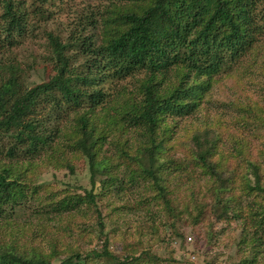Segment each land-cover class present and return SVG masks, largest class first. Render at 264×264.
Segmentation results:
<instances>
[{"label":"trees","instance_id":"16d2710c","mask_svg":"<svg viewBox=\"0 0 264 264\" xmlns=\"http://www.w3.org/2000/svg\"><path fill=\"white\" fill-rule=\"evenodd\" d=\"M82 3L0 0V264H158L142 246L145 233L127 225L136 213L135 225L145 220L153 233L155 214L141 218L125 203L105 214L102 206L106 196L121 202L139 185L161 203L167 229L184 217L199 224L204 205L170 183L193 165L208 177L214 221L241 225L233 262L264 264V157L247 155L228 127L196 130L183 161L167 146L177 126L170 118L193 114L216 76L250 65L243 60L263 39L264 0ZM61 14L65 21L56 19ZM35 59L46 81L8 101ZM236 109L234 125L243 127L261 111ZM106 142L125 177L104 165L112 156L102 157ZM74 158H82L85 175ZM46 167L55 168L48 181L38 171ZM237 189L253 199L243 204ZM111 213L117 223L109 228ZM132 232L141 237L128 249ZM204 237L207 246L215 243ZM171 254L172 264H193L178 249ZM199 256L213 264L206 252Z\"/></svg>","mask_w":264,"mask_h":264},{"label":"rangeland","instance_id":"374dc122","mask_svg":"<svg viewBox=\"0 0 264 264\" xmlns=\"http://www.w3.org/2000/svg\"><path fill=\"white\" fill-rule=\"evenodd\" d=\"M69 4L72 5V9H76L82 5V0H69ZM62 16L57 17L61 21L67 19V15L61 14ZM260 43V46L255 47V55L252 57L248 55L243 61V64L250 63L245 69H242L241 64L237 65L240 67L234 73H228L225 75L216 76L217 79L213 81L210 89L206 94H202L200 98L196 99L198 108L197 110L189 115L183 117L170 118L173 123H177L175 131L168 142L167 146L169 153L178 159L183 161V158H190L192 145V136L196 130H203L205 128L210 129V133L222 129L226 130L228 127V132L231 137L237 139L238 145L241 146L247 155L258 156L261 160L264 157V36ZM261 37V38H262ZM39 42H43L41 39ZM33 50L34 47H31ZM34 51L41 53L40 50L35 49ZM22 66H25L23 62L20 61ZM243 65V66H244ZM49 71V70H48ZM50 72V71H49ZM47 73L42 70L41 66H38L36 59L34 60V65L26 67V70L17 79L20 83L16 94L13 96L8 95L7 100H13L17 95L23 94L27 89L34 87L36 84L42 83L47 78ZM5 79V78H2ZM46 81V80H45ZM251 106L252 108H261L260 112L254 117H248L249 125L243 127L242 125H234L235 121L238 122L239 111L236 107L240 106ZM222 119L220 122L218 119ZM171 121H169L171 123ZM253 122L250 124V122ZM227 124V126L223 125ZM102 157L107 158L104 165L109 167L112 172L120 179L125 177V167L123 161L116 156V149L109 142H106L102 148ZM102 152V151H101ZM108 159H111L108 162ZM77 171L80 174L85 175L87 167L82 168V158L73 159ZM55 168L46 167L41 168L38 171L41 173L42 179H47L51 177V173ZM189 170V171H188ZM183 176L184 180L180 182L178 178L171 179V185L175 182L179 184L181 188L178 189L177 195L186 196V201L189 200L188 196L190 192L193 191L197 198V201L204 205L202 212L198 209L200 215V223L194 224L185 217L182 220H178L174 227L171 229L166 228V222H164L165 216L163 211L160 212L161 203L157 204L155 200L150 201L149 194H146L143 186H134L129 190L130 193L124 195L123 200L119 202L117 197H107L102 210L103 213L109 212L112 207H118L121 209L122 204H126L125 211L132 213L140 212V217L142 218L144 214H155L154 225L157 227V231L151 233L146 221H139V225H135V216L129 219L133 225V229L145 235L140 239L142 246L146 247L150 251L151 255L156 256L159 260L158 264H172L171 261L166 259L173 249H178L182 254L186 255L187 258L193 264H202L203 257L199 254L206 252L208 259L213 258V264H244L233 262L236 261L235 254L233 253L235 249V244L238 238V231L240 230L239 221L226 222L220 221L216 222L210 212L211 202L213 198L208 194L206 190L207 176L198 174L200 172L199 168H195L194 165L190 166ZM86 180V179H85ZM239 189L235 190L234 195H241L243 204L247 199H253V195H244ZM121 194L118 197H121ZM172 198L174 204L178 207H182L183 201L181 199ZM259 198L257 197V200ZM34 202L32 201V204ZM106 205V206H105ZM116 217L115 214H110L106 217L107 224L112 227L116 221H110L109 218ZM170 222H173L172 220ZM124 226H126L124 224ZM175 233H179L182 238H178ZM209 233L212 236L211 241L215 242L211 246H207L204 234ZM141 237L140 233L132 232L129 236L125 238V243L127 248L130 249L131 243L136 241ZM45 248V246H44ZM48 248V247H47ZM46 249V248H45ZM178 255H176L177 257ZM237 256V255H236ZM153 264V263H147Z\"/></svg>","mask_w":264,"mask_h":264}]
</instances>
